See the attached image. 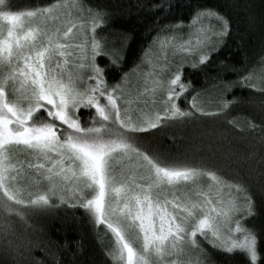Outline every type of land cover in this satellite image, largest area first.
<instances>
[{"label": "snow or ice", "instance_id": "snow-or-ice-1", "mask_svg": "<svg viewBox=\"0 0 264 264\" xmlns=\"http://www.w3.org/2000/svg\"><path fill=\"white\" fill-rule=\"evenodd\" d=\"M105 18L81 0L21 11L0 0V214L23 221L28 212L79 208L98 233L110 234L112 264H193L181 260L190 251L198 252L194 264H204L201 240L241 255L244 264H264L257 233L245 224L256 215L246 186L207 164L168 160L136 143L140 134L198 115L217 117L234 105L225 98L231 83L214 85L220 89L217 110L206 111L201 93L189 100L190 84L181 81L185 57L196 69L219 54L229 21L214 10H197L190 27L206 18L217 26L210 34L196 28L202 38L195 44L180 42V24L161 28L155 49L145 52L148 71L133 70L140 87L130 90L128 73L109 85L97 63L105 56L109 68L120 65L118 53L97 39ZM168 49L181 59L165 78L157 61L171 64ZM260 63V76L253 70L236 83L264 94V57ZM182 96L190 108L180 107Z\"/></svg>", "mask_w": 264, "mask_h": 264}, {"label": "trees", "instance_id": "trees-1", "mask_svg": "<svg viewBox=\"0 0 264 264\" xmlns=\"http://www.w3.org/2000/svg\"><path fill=\"white\" fill-rule=\"evenodd\" d=\"M12 10L46 6L54 0H11ZM85 7L106 13L97 37L105 40V50L118 53L120 65L109 68L108 57H97L105 68L109 85L131 73L161 28L188 24L197 10L211 9L229 21V35L219 54L205 66H183L181 81L190 84L184 93L189 100L210 103L206 111H216L215 100L221 81L231 83L225 98L235 99L226 114L197 116L183 124L152 130L137 137V145L150 154H162L176 162L204 163L221 170L225 179L242 183L255 203L256 215L245 221L257 233L258 250L264 262V94L239 81L261 66L264 57V0H81ZM161 5L165 10L160 11ZM241 69L233 73L230 69ZM255 73V72H254ZM212 101V104L211 102ZM182 109L190 108L182 96ZM233 121V123H229ZM249 122L256 125L249 127ZM53 203H57L55 199ZM71 203V201H70ZM7 224V229L5 228ZM7 230L8 235L4 232ZM111 236L98 233L83 210L60 205L43 212H28L26 219L4 218L0 214V264H112L106 251ZM212 264H244L239 254H225L207 245Z\"/></svg>", "mask_w": 264, "mask_h": 264}, {"label": "rangeland", "instance_id": "rangeland-1", "mask_svg": "<svg viewBox=\"0 0 264 264\" xmlns=\"http://www.w3.org/2000/svg\"><path fill=\"white\" fill-rule=\"evenodd\" d=\"M73 15L75 16L76 13L73 12ZM190 23H191V21L188 24H186V25H182V30L178 33V37L180 39V42L187 41V40L191 39L192 43L195 44V42H196V40L198 38H202L201 35L196 32V28L202 27V28H204L206 30L205 34H210V31L213 30L217 26V21L214 18H210V19L206 18V19L201 21L196 26H191L190 27ZM161 35H164V34L162 33ZM77 39H79V38H77ZM97 39H99L103 45L105 44V40L103 38L97 37ZM153 41L150 44V46L148 47L147 51L149 50L150 47L155 49L156 46L154 45ZM144 59H145V54L142 56V59L140 60V62L138 64L140 66V68L139 69H137V67L134 68L137 71V73H139L141 71H143V72H147L148 71L147 65H145L143 63ZM180 59H181L180 56H176L175 58H173L172 57V50L168 49V60L171 61V64H167L162 59L157 61L158 68L159 67H165L166 68V70L163 72V76L165 78H170L171 77V74H172V72L175 71V66L180 61ZM190 59H191L190 57H185L184 66L185 65H190V63L188 62ZM261 68H262V65L255 71L254 76L258 77V76H260L262 74L261 73ZM133 70H132L131 73H129L130 84L128 85V88L130 90L131 89H135L137 87H140V84L138 83V75L133 74ZM211 104H212V102H211ZM203 106L204 107H208V106H210V103H204ZM132 107L135 109L138 106L134 104ZM141 107H142V105H141ZM133 115H136V113L134 112ZM237 235H239V234H237ZM207 245H210V244L207 243ZM201 247L204 249V252L206 253V256H200L199 258L204 260V264H212V262L207 257V247H206V245L205 246L201 245ZM197 255H198L197 251H190L187 255L182 256L181 260H185V261L192 260L193 264H194V262L197 259Z\"/></svg>", "mask_w": 264, "mask_h": 264}]
</instances>
